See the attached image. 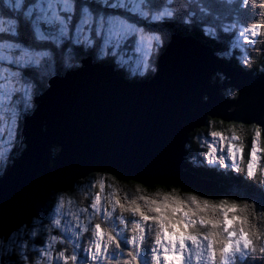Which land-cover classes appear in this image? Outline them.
Listing matches in <instances>:
<instances>
[{"label":"water","instance_id":"1","mask_svg":"<svg viewBox=\"0 0 264 264\" xmlns=\"http://www.w3.org/2000/svg\"><path fill=\"white\" fill-rule=\"evenodd\" d=\"M226 79L222 86L214 77ZM228 87L233 100L222 95ZM24 119L25 151L0 179V242L33 227L53 193L108 172L119 180L218 190L191 172L190 135L208 120L257 126L264 141V73L227 65L193 37L173 36L146 81L130 82L114 68L82 61L56 77ZM60 149L52 160L51 151Z\"/></svg>","mask_w":264,"mask_h":264},{"label":"trees","instance_id":"2","mask_svg":"<svg viewBox=\"0 0 264 264\" xmlns=\"http://www.w3.org/2000/svg\"><path fill=\"white\" fill-rule=\"evenodd\" d=\"M33 2L31 1V3ZM81 2H84V0H81ZM86 2L93 5L99 3L97 0H86ZM100 7L102 13L109 10L108 8L105 9L103 4ZM130 8L131 5H129V8L112 9V15L126 19L148 35L160 36L163 43L162 47L153 54L149 64L150 67L145 74L130 73L128 70L119 67L110 56L101 58L104 46L103 40L99 37H94L91 45L84 43L76 44L75 39L72 38L70 39L72 42L64 41L59 46L44 49L50 53L49 62L40 63L39 66H35V69L31 66L23 67V69L19 68L22 77L21 82L31 88L34 100L42 96L49 89L50 80L56 77H63L68 72L79 69L82 61L88 58H92L94 63L112 66L120 76L130 82L150 80L158 70L159 57L174 35L195 38L203 45L212 48L215 55L229 66H239L250 75L254 76L264 73V29L260 30V34H258L256 43L253 46L241 49L236 42L239 26L245 27L246 25L250 26L252 23L264 21V0H249L247 5H242L240 0H150L149 7L143 8L149 11V16L147 17L131 12ZM165 8H170L173 11L172 16L174 17L166 18L163 21L152 20V12H162ZM8 11L7 6L3 5V0H0V16L5 20L13 18L7 15ZM73 30L75 29L72 28L71 31ZM2 37H4V41H9V43H19L29 40L27 33L23 29L18 31L17 38H9L8 35H3ZM127 51L125 55H130L134 49ZM242 58L244 61H241ZM216 79L220 80L222 86L226 82V79L221 74L215 76L214 81ZM221 93L231 100L237 97L236 90L231 87L222 90ZM34 100L32 108L22 115L18 142H16V147L8 158L6 166L0 171V179L4 178L13 162L20 158L25 151L22 134L24 119L32 116L35 112L36 105ZM257 128L254 125L227 124L220 120H208L206 127L196 130L190 135L189 143L186 147V161L191 165V172L197 174L199 177L202 176L206 179L217 181L221 186L220 190L200 192L182 187H145L136 182L119 180L112 174L105 172L92 174L87 180L79 181L73 191L63 194L55 191L49 205L35 221L31 230L23 228L15 233L8 243L0 242V264H37V262L42 264L45 259L41 258V255L53 236L61 240L57 243L56 252L65 251L66 255H71V245L65 242V240L62 243V234L53 227L52 222H49L50 215L54 212L56 204L61 197H68L78 208L91 211L96 196L101 194L102 184H104L108 196L114 197V201L119 199L125 207H129L131 199L136 196L147 195L150 198H155V194L157 193L171 192L179 193L181 197L184 193L192 192L198 197L209 200L211 204H219L224 200L228 201L229 204H236L237 211L234 214L248 218L246 227L255 233L254 245L257 249L256 252L250 251L245 260H238L236 264H264V252L260 251V248L264 247V187L262 183V169L260 168L256 175L251 178L247 176V161L250 158V149L256 138ZM214 132H218L219 136L227 139L231 138L233 134L240 138L239 143L244 146V159L239 161V171L228 166L222 169V167L207 168L204 165L205 157L209 153V148L204 141L206 138H210ZM261 146L263 149L262 162L264 164L263 140L261 141ZM59 153L60 149L54 147L51 151L52 160ZM138 203L143 202L138 201ZM241 208L245 209L243 213L240 211ZM121 216L128 222L125 235L130 237L132 234L130 222L138 221L139 217L130 214V212H121L118 205L112 209L111 218L104 220L101 216H95L93 224L101 222L107 228L117 226V229L120 230V228L124 227L123 225H119ZM237 225L242 226L239 222H237ZM154 236L155 233L153 232L151 244L155 243ZM23 243H25L24 249L22 247ZM130 249L131 245L125 249V253ZM127 258L126 254L118 257L120 260Z\"/></svg>","mask_w":264,"mask_h":264},{"label":"snow or ice","instance_id":"3","mask_svg":"<svg viewBox=\"0 0 264 264\" xmlns=\"http://www.w3.org/2000/svg\"><path fill=\"white\" fill-rule=\"evenodd\" d=\"M249 0H240L242 5H247ZM103 4L104 8H129L131 12L139 13L143 17L148 16L147 11L142 9L149 7L150 0H115L110 3L109 0H99L96 5L90 4L84 0H34L30 5L25 3V0H3V5L7 6L9 10L7 15L10 19H3L0 16V34L7 33L9 38H17V33L23 29L28 37V41L19 43H0V60H7L8 62L16 65L39 64L45 57L49 55L48 51L44 49L59 46L62 42L70 40L72 33L71 29H75V42L85 43L91 45L94 37H99L103 40L105 47L110 45L115 46L125 41L130 35L140 33L139 44L145 49L151 46L152 40H158V37H146L143 30L135 27L126 19L119 18L106 11L102 13L100 5ZM26 9V10H24ZM172 12L167 8L158 15L151 18L159 20L162 16H172ZM264 29V21L259 23H252L250 26H245L239 39L243 40L246 44H255L253 39L260 30ZM4 37L0 36V40ZM7 54V55H6ZM218 132H214L213 136H219ZM260 129H256V139L259 140ZM239 137L235 134L232 136L233 143L230 144L227 150V157L231 160V164L227 165L240 170L238 162L244 159L243 157V144L235 143L239 141ZM258 146H252L250 149V158L247 161V176L253 177L257 167ZM216 159L214 155H210L211 160ZM220 165H226V159L223 155L218 158ZM103 187V186H101ZM100 203V197H96V204ZM116 205L119 206L123 213H133L132 215L138 216V221H131V236L125 235L128 228L123 216L119 219V225L124 227L117 231V226L107 228L101 222H95L92 226V221L82 224L78 230L71 231L70 236H66L65 240L71 242L72 254L66 255L65 251H59L55 257L50 249H44L43 255L46 258V264L55 259L57 264L63 261V264H149V254H151L154 264H168L165 257H172L171 264H177L176 257L184 255V260L179 264H191L192 253L185 249H181L179 244L175 249L171 245L163 241L162 234L157 230L155 231L154 244H151L152 233L156 229V221L150 219V213L141 211L136 207H125L120 200H117ZM231 207L236 208V204H231ZM97 211H99L97 207ZM241 213L245 211L244 208L240 209ZM112 213H106V216H111ZM240 228H229L227 232L223 228L217 229L213 226L208 230L204 236L198 240L196 254L199 259L210 262V264H236L237 259L243 260L248 251L256 252L257 249L254 245L255 233L251 231L246 225L248 218L240 216ZM56 225H60V221H55ZM241 230L246 233L247 239L240 240ZM236 231L237 236L230 238L229 232ZM91 233L88 238V245L82 246L80 243L81 237L84 233ZM176 234H180V229H176ZM52 241H56L57 237H51ZM64 241H62L63 243ZM231 243L230 251H225L224 246ZM187 245V241H185ZM131 245V249H125ZM150 245V247H149ZM83 249L88 256L84 260H80L76 254L77 249ZM264 252V247L260 248ZM219 253V256L217 255ZM127 259L120 260V255H125Z\"/></svg>","mask_w":264,"mask_h":264},{"label":"rangeland","instance_id":"4","mask_svg":"<svg viewBox=\"0 0 264 264\" xmlns=\"http://www.w3.org/2000/svg\"><path fill=\"white\" fill-rule=\"evenodd\" d=\"M25 1H26L25 3L30 5L31 1H34V0H25ZM109 2L114 3L115 0H109ZM108 9H109L108 12L112 14L113 8H108ZM167 9L173 13V11L170 8H167ZM142 10L147 11L145 9H142ZM147 12L149 14V11ZM159 13L161 12H152V16L158 15ZM171 17H174V16H162L159 20H154V19L152 20L163 21L164 19L171 18ZM243 29L244 27L242 26H239L237 29L238 37H237L236 42L238 46H240L241 49L254 45V44H246L243 40L239 39L241 36V33L243 32ZM71 33H72V36L70 39L72 38L75 39V30L71 31ZM143 34L146 37L155 36V37H158L159 39L152 40L151 46L145 49L143 46L139 44L140 33L139 32L134 33L130 35L125 41H122L118 45H115V46L110 45L108 47H105L103 44L104 48L102 51L101 58L110 56L112 59H114V61L119 67L128 70L130 73L145 74V72L148 71L150 67L149 64H150V60L153 54L156 53L162 47L163 43H162V39L160 36L148 35L144 31H143ZM0 35L3 36V35H8V34L4 33ZM257 38H258V35L254 37L253 39L256 41ZM66 41H71V40H66ZM0 43H9V41L0 40ZM82 43L83 42L79 44H82ZM129 49L130 50L134 49L133 53L130 55H125V53H127L128 52L127 50ZM49 58H50V53L40 63L44 64L46 62H49L50 61ZM241 61H244L243 58L241 59ZM40 63L33 64V65L21 64L18 66L16 64H12L8 62L7 60H0V171L3 167L6 166L8 162V158L11 156L12 151L16 147V144H17L16 142H18V133H19L20 121L22 120V115L23 113L27 112L28 110L32 108L33 100H34V96L31 91V88L28 85L21 82L22 77H21V73L19 72V68L23 69V67L31 66V67H34L35 69V66H39ZM106 67H111V66L106 65ZM261 141H262V136L260 132L259 140L255 138L254 143H253V146H258L257 167L255 169L254 176L256 175L257 171L261 168L262 173H263L262 183L264 187V164L262 162L263 149L261 146ZM204 142L206 146L209 148V153L206 155L205 160H204V165L207 168H212V167L221 168L222 167V169H225L227 165L231 164V160L228 159L227 157V150L230 144L233 143L232 137L227 139L223 136H213L212 135L210 138H206ZM235 143H239V141H235ZM210 155H214L216 159H213L210 162ZM221 155L225 157L226 165L219 164L218 158ZM238 162H239V154H238ZM203 174L205 173L203 172ZM202 178L203 180L207 182H214L215 184L219 185L218 190H220L221 186L217 181L212 180V179H206L204 177ZM85 180H87V178ZM101 186H103L101 190V194L97 195L100 197V203L98 206L94 207V205L96 204V198H95L94 205L92 206L91 211H85V210L78 208L75 205V203H73L71 199L68 197L60 198L59 202L56 204L54 212L50 215L49 222H52L53 227L56 230L60 231V233L62 234L61 239L63 241L65 240L66 236L71 235V231L69 230H72V231L78 230V227L80 225L86 224L89 221H92V226H94L93 222L95 221V216H101L104 218V220H106V218H111L112 215L106 216V213L108 212L112 213V209L116 208V204H115L114 199H111V203L109 202V199L111 197H109L108 194L106 193L104 184H102ZM169 187H172V186H169ZM49 203L50 201L48 202L46 207L49 205ZM97 207L99 211H97ZM57 209H59V211H57ZM56 220L60 221L59 226L55 224ZM23 228H26V227H22L20 230H22ZM29 230H31V228ZM117 231L119 230L117 229ZM90 236H91L90 232L84 233L82 235L81 240H80V243L82 246L88 245V238ZM60 241H61L60 238H57L56 241L50 240L48 243V246L45 248V249H50L54 257L57 254L56 252L57 243H59ZM65 242L71 245V242H68L66 240ZM22 247L23 249L25 248V243L22 244ZM70 252L72 254V251ZM76 254L78 255V258L80 260H84L88 256V253L83 251L82 248L77 249ZM249 254H250V251H248L247 255L244 257L243 260H245ZM41 258L45 259V261L42 264H46V258L44 257L43 254L41 255ZM238 260L240 259L238 258L237 261ZM243 260H240V261H243ZM48 264H57V261L53 259L50 262H48ZM59 264H63V261L62 260L59 261Z\"/></svg>","mask_w":264,"mask_h":264},{"label":"clouds","instance_id":"5","mask_svg":"<svg viewBox=\"0 0 264 264\" xmlns=\"http://www.w3.org/2000/svg\"><path fill=\"white\" fill-rule=\"evenodd\" d=\"M113 198L109 199L110 203ZM117 200L119 199H116L115 202ZM138 201L143 203H138ZM130 206L150 213L149 218L156 221L154 233L158 230L162 234L163 241L171 245L173 249L177 244L182 250L187 247V250L192 253L191 264H210V262L199 259L195 251L199 238L204 236L208 230L215 226L217 229L223 228L227 232L234 225L236 228H240L237 222L241 224L240 216L234 214L237 209L231 207L228 201L224 200L219 204H211L209 200L198 197L192 192L184 193L182 197L176 192L157 193L155 198H150L147 195L136 196L131 199ZM177 228L180 229L179 235L176 234ZM228 236L230 238L236 237L237 232H229ZM244 239H247V235L241 230L240 240L237 242L239 243ZM185 241H187V245ZM231 247L232 245L229 243L224 246V250L230 251ZM217 255L219 256V253ZM165 259L168 264H171L172 257H165ZM183 260V254L176 257L177 264ZM149 264H154L151 254H149Z\"/></svg>","mask_w":264,"mask_h":264},{"label":"bare ground","instance_id":"6","mask_svg":"<svg viewBox=\"0 0 264 264\" xmlns=\"http://www.w3.org/2000/svg\"><path fill=\"white\" fill-rule=\"evenodd\" d=\"M174 36H176V35H174ZM226 63V62H225ZM227 64V63H226ZM228 65V64H227ZM138 82V81H137Z\"/></svg>","mask_w":264,"mask_h":264}]
</instances>
